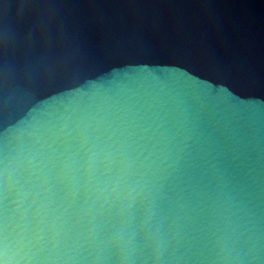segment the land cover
<instances>
[{
  "label": "water",
  "instance_id": "95a60500",
  "mask_svg": "<svg viewBox=\"0 0 264 264\" xmlns=\"http://www.w3.org/2000/svg\"><path fill=\"white\" fill-rule=\"evenodd\" d=\"M21 89L100 111L155 161L181 250L218 210L264 243V0H0V108Z\"/></svg>",
  "mask_w": 264,
  "mask_h": 264
},
{
  "label": "clouds",
  "instance_id": "9594fccd",
  "mask_svg": "<svg viewBox=\"0 0 264 264\" xmlns=\"http://www.w3.org/2000/svg\"><path fill=\"white\" fill-rule=\"evenodd\" d=\"M34 99L21 89L0 108V264H264V243L241 239L219 210L194 250L178 248L155 221V161L100 111L36 110Z\"/></svg>",
  "mask_w": 264,
  "mask_h": 264
}]
</instances>
